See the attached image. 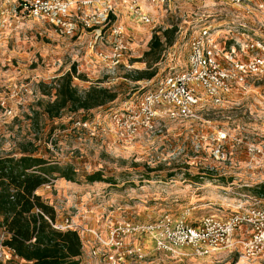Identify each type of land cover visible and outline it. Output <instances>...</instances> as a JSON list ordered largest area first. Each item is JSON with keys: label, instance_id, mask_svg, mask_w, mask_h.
Wrapping results in <instances>:
<instances>
[{"label": "rangeland", "instance_id": "1", "mask_svg": "<svg viewBox=\"0 0 264 264\" xmlns=\"http://www.w3.org/2000/svg\"><path fill=\"white\" fill-rule=\"evenodd\" d=\"M2 3L0 156L19 157L26 152L59 166L51 186L38 190L55 207L58 222L69 218L106 237L110 227L154 223L163 214L193 223L204 216L228 217L238 205L246 204L245 194L257 196L254 188L264 183V78L255 81L256 89L249 96L203 107L195 120L162 117L147 123L129 118L130 101L136 104L155 89V78L185 68L188 37L180 38L178 31L189 29L190 21L174 14L152 26L126 24L132 50L114 65L90 50L89 35H61L47 22L21 21L12 14L5 21ZM173 26L175 45L162 52L160 63H152L157 75L134 80L137 71L149 67L143 56L153 34ZM73 66L87 78L74 79L80 91L100 84L119 95L111 107L94 110L86 125L77 118L72 122L69 111L56 118L45 111L56 97V80ZM222 133L227 138L219 140ZM251 145L262 152H250ZM69 167L76 172V181L59 176ZM94 172L109 182H89L87 176ZM248 233L250 229L234 239L246 240ZM2 234L0 262H5L11 252L2 244ZM82 238L79 264H112L107 255L115 249L102 250L91 233ZM124 240L142 246L145 256H127L120 264H264V255L243 257L240 247L201 258L160 249L153 237L134 233ZM93 250L97 256H92ZM119 252L124 255L125 245Z\"/></svg>", "mask_w": 264, "mask_h": 264}, {"label": "built area", "instance_id": "2", "mask_svg": "<svg viewBox=\"0 0 264 264\" xmlns=\"http://www.w3.org/2000/svg\"><path fill=\"white\" fill-rule=\"evenodd\" d=\"M10 14L21 21L32 18L47 22L61 35H89L90 50L114 65L119 56L132 50L127 44L132 33L126 24L152 26L174 14L190 21L189 29L180 27L178 31L180 38L188 37L185 68L172 76L155 78V89L136 104L130 101L129 118L133 120H195L203 107L225 104L238 95L249 96L256 89L255 81L264 78V0H3L5 21ZM134 131L135 127L131 133ZM226 138V133L219 136V140ZM249 151L262 149L251 145ZM221 158L226 159L225 152ZM43 186L50 187L51 182ZM244 196L246 204L238 205L228 217L204 216L193 223L183 216L163 214L154 223L110 227L106 237L69 218L53 226L77 230L81 237L91 233L102 250L115 249L107 255L112 264H120L127 256H145L142 246L125 244L124 239L134 233L153 237L160 249L201 258L238 247L243 257L264 255V197ZM249 229L246 240L234 239ZM124 245L123 255L119 250ZM97 255L93 250L92 256Z\"/></svg>", "mask_w": 264, "mask_h": 264}, {"label": "trees", "instance_id": "3", "mask_svg": "<svg viewBox=\"0 0 264 264\" xmlns=\"http://www.w3.org/2000/svg\"><path fill=\"white\" fill-rule=\"evenodd\" d=\"M177 28L155 32L149 50L143 59L149 63L146 70L137 71L134 80L153 79L157 69L152 66L162 58V52L175 43ZM87 80L76 66L56 80V97L45 106L51 118L69 111L72 122H86L94 110L108 108L118 99V93L100 84H92L80 91L74 79ZM128 99H125L127 101ZM45 158L24 152L19 157L0 156V231L5 234L2 244L9 248L11 257L0 264H79L84 244L77 230H60L53 226L57 212L46 202L38 189L51 182L59 166H53ZM73 167L60 171V177L76 181ZM89 182L106 181L100 172L87 176ZM257 196L264 197V183L254 188Z\"/></svg>", "mask_w": 264, "mask_h": 264}, {"label": "crops", "instance_id": "4", "mask_svg": "<svg viewBox=\"0 0 264 264\" xmlns=\"http://www.w3.org/2000/svg\"><path fill=\"white\" fill-rule=\"evenodd\" d=\"M39 189H40V188H39ZM39 189H38V190H39Z\"/></svg>", "mask_w": 264, "mask_h": 264}]
</instances>
